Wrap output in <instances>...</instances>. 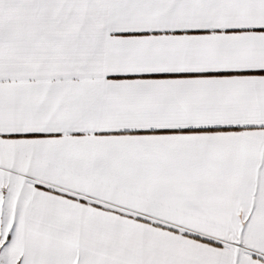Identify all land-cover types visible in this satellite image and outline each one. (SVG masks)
Segmentation results:
<instances>
[{
  "label": "snow or ice",
  "instance_id": "obj_1",
  "mask_svg": "<svg viewBox=\"0 0 264 264\" xmlns=\"http://www.w3.org/2000/svg\"><path fill=\"white\" fill-rule=\"evenodd\" d=\"M0 264H264V0H0Z\"/></svg>",
  "mask_w": 264,
  "mask_h": 264
}]
</instances>
